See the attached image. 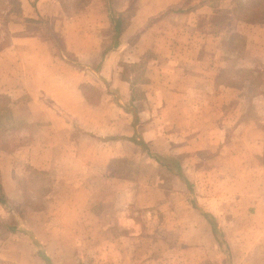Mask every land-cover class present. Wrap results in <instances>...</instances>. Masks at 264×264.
Listing matches in <instances>:
<instances>
[{
  "label": "crops",
  "instance_id": "crops-1",
  "mask_svg": "<svg viewBox=\"0 0 264 264\" xmlns=\"http://www.w3.org/2000/svg\"><path fill=\"white\" fill-rule=\"evenodd\" d=\"M19 1L17 13L12 10L8 18L10 43L0 51V98L5 99L0 108L4 107L6 123L10 127L15 124L12 134L7 132L8 144L0 146V190L5 194L0 201L6 199L10 204L20 198L24 200L28 193L26 185L36 183L54 186V200L66 185L76 187L78 192L91 193L97 184L95 178L100 177L108 192L105 197L109 205L104 201V207L111 211L113 221L120 219L125 225L126 234L132 235L126 236L127 243L133 239L136 251L143 240H153L161 230V216L169 223L164 226L170 238L167 245L173 252L166 255L168 264H182L176 261L179 258L176 249L182 252L183 264H222L218 257L224 248L217 235L224 231L218 223V213L210 211V214L196 201H193L196 208L192 209L191 200L183 197L182 224L175 226L174 208L179 205V196L173 193L164 196L170 186L159 176L162 173L172 177L171 192H174L175 170L167 161L164 164L157 158L183 152L177 169L187 185L192 181V171L201 170L196 161H191L192 148L197 147L199 154L209 152L217 159L228 158L231 161L228 168L238 171L245 168L244 163L256 160L260 164L254 165L260 171L255 173L256 178H264V110L257 115L249 110L241 114H225L220 110L227 102L237 107L248 102L247 106L253 104L264 109V97L248 98L249 77L245 84L233 81L224 84L222 80L224 73L254 72L255 53L224 51L222 29L206 20L228 17L232 22L228 28L230 37L243 32L238 25L241 22L249 38L251 31L264 23L240 20L236 0L226 5L229 9H223L218 2L208 7L206 1L195 0H188L189 3L186 0H88L76 7L75 16L66 12L69 7L63 0ZM96 10L102 14L99 21L102 25L108 23V27L112 25L114 34L115 24L121 20L122 31L118 37L112 35L111 40L104 37L100 45L84 51L81 40L86 33L80 28V20L82 16L91 17ZM47 20L62 34L66 52L76 61L69 60L63 52L55 53L48 38L18 33L28 25H41ZM148 50L153 54L150 53L151 63L148 62L144 78L133 76L123 81L116 68L118 61L137 64ZM227 56L237 58L242 64L231 70L223 65ZM86 73L107 77L108 88L115 89L118 97L112 99L105 87L88 80ZM98 89L102 92L92 99L90 91ZM143 89L145 94L139 96ZM126 100L137 107L136 117L128 113ZM130 170L132 174H127ZM138 170L144 177L141 181L134 175ZM154 171H157L155 177ZM257 179L255 184L260 183ZM182 189H186L185 185ZM250 206L258 205L254 202ZM21 212L12 209V214L22 222L18 227L0 229L4 233L7 229L18 232V228L24 229L18 233L29 229L31 232L28 207ZM39 212L30 216L40 217ZM90 213L95 216L91 210ZM208 214L214 218L216 230L207 225ZM235 240L231 237L226 243L232 258L223 259L224 264H264V245L250 253V248ZM123 246L120 244V249H125ZM159 246L153 244L151 248L158 249L154 264H165L164 248Z\"/></svg>",
  "mask_w": 264,
  "mask_h": 264
},
{
  "label": "rangeland",
  "instance_id": "rangeland-1",
  "mask_svg": "<svg viewBox=\"0 0 264 264\" xmlns=\"http://www.w3.org/2000/svg\"><path fill=\"white\" fill-rule=\"evenodd\" d=\"M63 1L66 7H69L66 12H68L70 16H75V14L78 13L76 7L82 6L83 2H87L88 0ZM199 1H203L202 3L206 1L208 7H212V4L218 2L221 3L223 9H229V6L226 7V5L230 4V0H195L196 3ZM237 2L236 0V3ZM243 2L245 7L250 9L242 10L241 6L237 7L240 20L242 19L246 23V21L248 22L247 19L252 16V18L255 19L254 21H256L252 23H264L257 22L259 21L258 19L264 17V0H243ZM186 3H189V1L186 0ZM186 5L189 6V4ZM12 10L17 13V5L14 1L0 0V51L6 48V45L10 43L11 30L7 23L9 22V14H11ZM101 18L102 14L98 13V11L93 12L89 18L82 16L80 28L86 33L81 40V47L84 51L100 45L101 39L104 37L111 40L112 35H114L112 25L108 27V23H104V21L103 23L105 26L102 25V21H99ZM205 20L204 18L203 21ZM206 22H209L208 24L214 23L222 29L221 32L224 34V36H222V48L224 51L229 52L230 50H235V52L238 51L240 54H246L250 50H253L255 53L254 65H256V69L254 72L237 71L235 74L233 73V75L224 73L222 79L223 83L226 84L233 81L237 84H245L247 82L246 78L249 77L248 98L264 97V52H262L264 49V26L261 28L255 27L251 31L252 38H249L246 35L245 29L240 26L242 24L240 22V24H238L239 29H242L243 32H238L230 37L228 28L232 27V22L228 17H216L215 19L212 18V20L208 19ZM55 29L56 28L51 25L49 20H47V22L45 21L41 25H28L26 28L20 29L18 33L38 34V36L42 38H48L52 43V49L55 53L63 52L69 60L76 61L72 54L66 52V42L63 40L64 38H62V34ZM87 34L92 35L87 36ZM105 45H107V42H105ZM150 53L153 54L152 51L148 50L144 58H142L140 62H137V64L116 60L119 64L116 68L119 70L118 74L123 77V81H127V77L130 78L133 76L138 79L144 78L145 69L147 65L149 66V63H151ZM127 54H129V52H127ZM226 55L228 54H225V56ZM127 59L130 60L131 58L127 56ZM240 64H242V62L240 60L237 61L235 57L231 58L227 56L223 59V65L228 68L231 67V70H236L235 67H238ZM86 75L90 78L88 80L96 81L101 84L102 87H105L104 91L106 94H111L112 99L118 97L115 89L108 88L109 81L107 77L94 73H86ZM95 91H90V93H92L90 94L92 99H97L100 92H102L101 89ZM145 92L146 90L144 89L140 90L138 95L142 96ZM226 96L229 97L228 94H226ZM4 102L5 99L0 98V105H3ZM245 103L246 105H243V107H237L227 102L224 106L220 107V110L225 111V114L230 112H238L241 114L243 110H249V113L254 115L260 112L262 113L264 110L260 106L253 104L247 106L248 102ZM126 105L128 113L136 117L137 111H135V109H137V107L135 104L131 100H126ZM193 109H196V107ZM2 110H4L3 106L0 108V146H6L8 144L6 143L7 132L9 131V133L11 132L12 134V126L15 124L10 127V123H6L3 119L5 118V111ZM20 128L22 129L24 126L22 125ZM11 139H13V136ZM192 149H194V151L192 152L193 154L191 153V161H196V164L200 166L197 168L201 170L192 171V181H190L188 185L181 179L182 175L178 174L180 171L177 169V166H180L182 162L183 152L174 157L158 155L161 159L167 161L170 166L174 167L175 170L174 173L177 182L175 183L174 192H171L172 177L162 173L159 175L161 181L168 182L170 186L168 187L169 191H165V193L162 192V194L164 193L166 197H170L172 193L176 197L179 196V205H175L174 208L176 213L174 219L175 226L182 224V199L183 197L189 198L191 200L192 209L196 208V203L193 202L196 201L209 213L210 211L211 213H218V223L224 231V234L219 233L217 235L218 242H220L224 248V253L221 251V255L218 257L222 259V264H224L223 259L232 258L229 256L230 252L226 249V243L231 237L236 238L235 242H242L245 244V247L248 249L250 248V253L255 252L257 247L264 245V178H259V180L256 178L255 173L258 174L260 171L256 169V166L254 167V165L260 164L257 163L256 160H253L244 163L245 168L238 171L236 168H228V166L231 165V161L226 157L217 159L214 157L213 153L210 154L207 152L199 154L198 147ZM179 150L181 151V149ZM115 170L117 171L116 166ZM119 172L121 174H126V171L120 170ZM132 172L133 171L130 170L127 174H132ZM156 172L157 171H154V177L156 176ZM0 175L2 176L1 170ZM134 175H136L135 178L140 181L144 178L141 170L135 171ZM256 179L260 181V183L255 184L254 181ZM95 181L97 184L91 192L93 194L86 191L78 192L76 187L66 185L62 187V194L59 191L57 192V199L54 200V186L43 187L36 183L33 185H26L28 193L26 195L24 194L26 196H24V200L20 198L21 200L10 202L11 206L7 203L6 199L5 202L0 201L1 229L4 226L14 225L18 227V224L22 222L12 214V209L14 208L18 213H23L21 211L26 207H28L29 210L28 219L30 223L28 225L31 227V232L29 229L26 233H18L20 231L22 232V230L24 231L22 228H18V232L15 233H11L7 228V232L9 233H4L0 229V264H154V254L158 249H151L153 244L160 245L159 247L164 248L162 251L165 255L164 263L168 264L166 255L172 252V247L167 245L170 238L166 236L167 234L165 232L164 226L168 223L166 219L160 216L159 228L161 227V230L157 231V235L154 236L153 240L149 239L148 242L143 240L142 245L136 251V244H133V239L127 243L129 238L127 239L126 236L132 235L126 234L125 225L121 224L120 219H117V222L116 220L113 221L110 215L111 211H109L107 207H104V201L109 205V200L106 198L108 192L105 191L102 186L103 179L96 177ZM184 185L186 187L185 190L182 189ZM99 188H102V191ZM0 197H5L4 191L2 190H0ZM254 202L258 205L257 207H248L250 204L253 205ZM165 206L166 203L163 206L164 210H166ZM90 210L92 214L95 215L94 217L91 216ZM35 211H40L39 213L41 216L39 217L36 214L37 218L31 217L30 215H34ZM210 214L206 217L208 222H210V224L208 223L207 225L213 226L212 221L215 222V220ZM38 223H41L40 229H38ZM42 223H44V226H42ZM28 232H30V234ZM179 236L181 237L182 235L180 234ZM191 236L192 239L197 240L195 235ZM177 241H179V239H177ZM230 242H234V240L231 239ZM120 244H123L125 249H120ZM147 245L149 249H145ZM181 253L179 249H176V257H179L176 261L180 260L183 264ZM211 263L213 262H208L207 264Z\"/></svg>",
  "mask_w": 264,
  "mask_h": 264
},
{
  "label": "trees",
  "instance_id": "trees-1",
  "mask_svg": "<svg viewBox=\"0 0 264 264\" xmlns=\"http://www.w3.org/2000/svg\"><path fill=\"white\" fill-rule=\"evenodd\" d=\"M12 1H14V3L18 6V5H20V1L19 0H12ZM238 2H239V4H238V2H237V7H239V6H241V8H242V10H248V9H250V8H247V7H245V5H244V2H243V0L242 1H239V0H237ZM254 17V16H253ZM248 21H250V22H256V21H254L255 19L254 18H252V16H250V18H248L247 19ZM252 20V21H251ZM259 21H257V22H264V17H262L261 19H258ZM115 34H114V36H115V38L116 37H118L119 36V34H120V32L122 31V21L121 20H118L117 22H116V24H115ZM160 162H164V164H166L167 162H165V161H163L161 158H157ZM211 220V219H210ZM213 227H214V230H216V223H214L213 222Z\"/></svg>",
  "mask_w": 264,
  "mask_h": 264
}]
</instances>
